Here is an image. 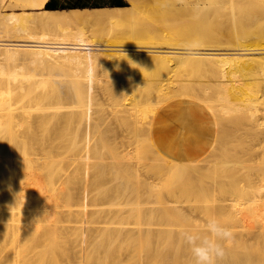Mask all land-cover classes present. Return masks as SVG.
<instances>
[{"label":"bare ground","instance_id":"6f19581e","mask_svg":"<svg viewBox=\"0 0 264 264\" xmlns=\"http://www.w3.org/2000/svg\"><path fill=\"white\" fill-rule=\"evenodd\" d=\"M47 1L7 0L31 10L0 12V264H193L181 233L213 218L235 234L219 264H264V196L248 174L264 167V0L61 11ZM149 12L155 31L87 35ZM172 22L179 38L165 35ZM189 72L216 80L169 76ZM163 101L171 108L142 126L124 118ZM174 116L187 133L176 143L155 128Z\"/></svg>","mask_w":264,"mask_h":264},{"label":"rangeland","instance_id":"374dc122","mask_svg":"<svg viewBox=\"0 0 264 264\" xmlns=\"http://www.w3.org/2000/svg\"><path fill=\"white\" fill-rule=\"evenodd\" d=\"M6 1L7 0H3V1H1V2H3L1 5H2V7L0 8V12L3 14V15H5V14H7V13H10V12H22V11H30L31 9H12L11 7H9L8 6V4L6 3ZM126 1V6L127 7H132V3H131V0H125ZM143 1V0H142ZM179 2H180V0H178ZM0 2V3H1ZM210 2V1H209ZM208 2V4H210ZM215 5V2H214V4H212L211 6H214ZM151 6H152V4H151ZM150 6V7H151ZM154 6V5H153ZM152 6V8H154ZM156 7H157V9H162L163 7H164V5H160V4H156L155 5ZM128 10V9H127ZM130 10V9H129ZM155 10H156V8H155ZM0 13V14H1ZM149 15V18L147 19V16ZM151 13L149 12L148 14H147V16H146V14H144L142 17H138V15L136 16V18H133V22L132 23H130V21H127L129 24H124V25H121V24H119V25H116V26H110V25H108V24H104V25H102L101 26V30H102V35L101 36H99V34L100 33H98V34H95L94 33V31L91 29V27H89V28H87L86 30H89V31H87V35L90 37V38H102V39H105V40H107L108 41V43H113V40L114 39H117V40H119V41H121L122 40V38H123V34L125 33V31H127L128 29H130L128 26H130L132 29H135V30H141L142 28H144V27H146V28H148V29H150L151 31H155V29L157 28V26H158V23L156 22V20H154V19H150V17H151ZM128 17L130 18V16H127V20H128ZM145 18L147 19V20H145ZM143 19V20H142ZM131 20V19H130ZM132 21V20H131ZM140 21V22H139ZM143 21H144V23H143ZM169 24H171V25H175V27L174 26H172V27H174V28H172L170 25L166 28V34L165 35H170V34H168V32L170 31L173 35L174 34H176V38L178 37H180V28H181V25L179 24V23H177V22H172V23H169ZM138 25V26H137ZM178 27H180V28H178ZM138 28H141V29H138ZM30 29L33 31V32H36V33H39V32H42V31H44V30H46L43 26H40V25H34V24H31V27H30ZM169 29V30H168ZM171 29V30H170ZM176 29V30H175ZM213 32H215L214 33V36L216 37V38H218V39H223V37L224 38H230V37H228V35H227V32H226V30L225 29H223L222 27H220V26H218V28H215V29H213ZM89 33V34H88ZM123 44V43H122ZM122 74V73H121ZM202 74V75H201ZM201 74H199V73H197V72H189V73H182V74H180V75H174L173 73H170V77H171V79L172 80H175L176 82H178L179 80H181V79H192L193 80V82H196V81H199V79L200 80H202V78H203V80H206L207 78H209V79H213V80H216V76L215 75H212L211 73H208V72H203V73H201ZM201 75V76H200ZM197 86H199V84H196ZM199 89H201V88H199ZM159 109H157V110H154V111H150V112H148L147 113V116L146 117H138V115H136V113H134V114H130L129 116H127V117H124L125 118V120L127 121V123H132V122H134V121H136V120H141L137 125H139V126H142L143 125V122L144 121H147V120H149V119H151L152 117H155L158 113H160V112H162V111H165V110H167L169 107L171 108V106H172V102H170V101H163V102H161L159 105ZM90 107H93V108H96V106H94V105H91ZM105 108H106V113L107 112H109L110 110H111V107L108 105V104H105ZM203 111H206V112H208V111H210V109H205V110H203ZM103 111H100L98 114H96V115H101V114H103L102 113ZM133 112V111H132ZM181 118H187V113H181L180 115H179ZM211 123V120L210 119H208V120H205V121H203V124L205 125V128H208V129H204L205 131H208V132H210L211 130L209 129V124ZM120 125L119 124H117L116 125V130L114 131V132H110L109 133V135H110V138L109 139H112L117 133H121L122 134V130H120V129H117V127H119ZM162 126H163V124H158V125H156L155 126V128H157V129H160V130H164L163 128H162ZM255 143V142H254ZM253 143V144H254ZM221 144H224L223 145V148L224 149H226V148H228L229 150H234V149H232L233 148V144H235V142H233V143H229L228 145L226 144V141H221ZM257 150H262L261 149V147H259V146H257V148H256ZM229 153H233V152H235V151H228ZM211 161H213V160H211ZM249 163V162H248ZM217 165H214L213 166V168H215ZM239 168V166H234V168H232V170H234V171H237V169ZM242 170L241 171H238V172H236V175H235V177L237 178L236 180H238V181H243L244 179H242L241 177L243 176V174H242ZM251 172V173H250ZM248 174H251V176H252V178H254L255 180H256V182H258V183H260L261 182V184H259L257 187L259 188V191L258 192H256V196H257V198L258 199H261L262 198V196H264V186H263V184H264V167L263 166H261V165H257V164H255L253 167H251V166H249L248 167ZM148 176V174L147 173H145V176ZM263 178V179H262ZM262 218H263V223H264V217L262 216ZM235 249H238L237 247L235 248ZM239 251V250H238Z\"/></svg>","mask_w":264,"mask_h":264},{"label":"clouds","instance_id":"9594fccd","mask_svg":"<svg viewBox=\"0 0 264 264\" xmlns=\"http://www.w3.org/2000/svg\"><path fill=\"white\" fill-rule=\"evenodd\" d=\"M181 238L190 249L193 264H219L226 256V245L235 241L231 228L209 219L202 231L185 230Z\"/></svg>","mask_w":264,"mask_h":264},{"label":"crops","instance_id":"0c3cea01","mask_svg":"<svg viewBox=\"0 0 264 264\" xmlns=\"http://www.w3.org/2000/svg\"><path fill=\"white\" fill-rule=\"evenodd\" d=\"M126 6L125 0H48L45 9L51 10V11H61V10H81V9H104V8H123ZM188 110L185 109L183 111H176L175 116L179 115L183 112H187ZM169 116V115H168ZM171 116V115H170ZM170 116L168 118H170ZM176 119H173L170 123L165 122L163 123L162 128L169 131L170 134V140L172 143L180 142L181 138L185 136L186 134L183 133V129H180L179 126L177 128H174L175 125L178 124L177 117ZM167 117V116H165ZM164 117V118H165ZM172 129L174 132H172ZM165 130H160L159 135L164 138V135L162 134L165 132Z\"/></svg>","mask_w":264,"mask_h":264}]
</instances>
